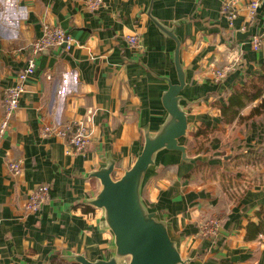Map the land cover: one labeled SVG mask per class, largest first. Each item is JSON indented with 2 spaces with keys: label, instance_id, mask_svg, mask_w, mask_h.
Here are the masks:
<instances>
[{
  "label": "crops",
  "instance_id": "0c3cea01",
  "mask_svg": "<svg viewBox=\"0 0 264 264\" xmlns=\"http://www.w3.org/2000/svg\"><path fill=\"white\" fill-rule=\"evenodd\" d=\"M86 0H0V119L3 93L12 85L40 37L44 23L74 38L38 56L17 114L0 143V264H79L108 259L114 238L104 212L86 203L101 190L92 173L115 162L119 179L134 164L147 132L168 117L162 96L180 40L186 73L182 90L188 118L189 161L163 150L141 189L144 204L157 213L176 241L185 264H264V99L240 109L242 118L223 116L236 87L264 78V47L253 50L238 32L264 31V0L252 24L247 3L238 5L234 27L221 16L224 0H103L95 12ZM245 28V29H243ZM138 36L142 48L128 45ZM236 62L221 82L211 67ZM261 86L264 87V81ZM83 121L92 131L85 151L69 152L60 137L43 138V125ZM206 130L198 141L195 134ZM22 160L13 176L7 162ZM51 186V200L37 214H24L28 194ZM220 219L216 236L203 237L201 223Z\"/></svg>",
  "mask_w": 264,
  "mask_h": 264
},
{
  "label": "water",
  "instance_id": "95a60500",
  "mask_svg": "<svg viewBox=\"0 0 264 264\" xmlns=\"http://www.w3.org/2000/svg\"><path fill=\"white\" fill-rule=\"evenodd\" d=\"M261 6L260 3L259 9ZM254 26L251 25L247 32H238V39L252 36ZM160 27L176 41L173 60L178 82L165 77L168 88L162 96L168 117L157 131L146 133L145 142L134 164L122 177L114 179L112 176L115 162L92 173L93 177L100 180L101 190L95 198L86 200V203L103 210L105 222L114 238V252L110 258L97 261L77 255L74 259L79 264L186 263L165 222L144 204L141 197L143 182L161 151H176L183 160H191L187 156V147L181 143L188 131V118L182 104L186 73L180 60L181 42L173 32Z\"/></svg>",
  "mask_w": 264,
  "mask_h": 264
},
{
  "label": "built area",
  "instance_id": "2783aa9c",
  "mask_svg": "<svg viewBox=\"0 0 264 264\" xmlns=\"http://www.w3.org/2000/svg\"><path fill=\"white\" fill-rule=\"evenodd\" d=\"M242 0H224L221 5L220 14L231 27H234L238 17V5ZM86 8L92 12L100 10L104 6L103 0H86ZM260 6L258 0L247 3V13L249 21L253 24ZM245 29V28H243ZM130 47L140 50L142 48L138 36L131 34L126 36ZM75 45L73 36L59 25L44 23L40 37L32 41L30 45V55L26 66L17 72L16 77L3 93L4 112L0 119V143L2 142L11 119L17 114L21 98L25 92L28 79L36 71V60L43 52L62 47L65 51H71ZM250 46L253 50H260L264 46V31L253 33L250 38ZM236 66V62L225 64L222 67H211V75L216 82L223 81ZM92 131L83 121H69L63 125L52 126L43 125L40 129V136L49 138L60 137L68 142L69 152L80 153L85 151L91 140ZM7 169L13 176L20 175L23 170V161L16 160L7 162ZM51 200V186L42 184L31 190L28 194L27 202L24 206V214H37ZM222 226L220 219H209L199 226V232L203 237L216 236Z\"/></svg>",
  "mask_w": 264,
  "mask_h": 264
},
{
  "label": "trees",
  "instance_id": "16d2710c",
  "mask_svg": "<svg viewBox=\"0 0 264 264\" xmlns=\"http://www.w3.org/2000/svg\"><path fill=\"white\" fill-rule=\"evenodd\" d=\"M262 81H264V78L259 76L257 79L256 78L250 79L248 82L245 83L244 86L236 87L231 96L228 106L222 107V105H220L223 116L230 119V117L226 115L231 113V109H232V114H233L232 117L238 116L239 118H242V116L239 115L240 109L245 107L247 103L251 101H255L263 96L264 87L261 86ZM262 111H264V99L258 106H256L253 109L251 115L254 116L256 114L261 113ZM206 134H207L206 130L202 129L201 131H198L195 134V139L198 141L200 135H206Z\"/></svg>",
  "mask_w": 264,
  "mask_h": 264
}]
</instances>
